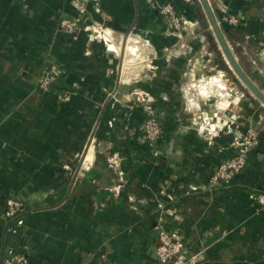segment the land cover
<instances>
[{
  "label": "crops",
  "instance_id": "obj_1",
  "mask_svg": "<svg viewBox=\"0 0 264 264\" xmlns=\"http://www.w3.org/2000/svg\"><path fill=\"white\" fill-rule=\"evenodd\" d=\"M80 1L109 49L94 35L59 29L76 14L69 0H0V215L5 197L45 206L18 228L0 218V254L21 249L28 264H157L159 222L187 254L200 252V264H264L256 201L264 194V108L247 97L216 104L213 36L201 45L214 41L209 53L171 49V36L162 50L165 26L144 0ZM208 2L215 18L226 10L237 19L223 29L230 36L222 33L264 94V0ZM194 58L209 67L190 65ZM49 63L62 72L44 92L37 80ZM136 92L154 101L157 157L126 130L144 119L132 108ZM247 128L260 141L244 171L206 191Z\"/></svg>",
  "mask_w": 264,
  "mask_h": 264
},
{
  "label": "built area",
  "instance_id": "obj_2",
  "mask_svg": "<svg viewBox=\"0 0 264 264\" xmlns=\"http://www.w3.org/2000/svg\"><path fill=\"white\" fill-rule=\"evenodd\" d=\"M71 8L76 12V16L72 19H64L60 21L59 29L69 35H74L79 32L92 31L91 34H96L97 37L107 46L109 49L110 42L105 38L104 34L94 28V24L89 22L87 18H84L85 6L82 5L80 0H69ZM170 2H166L163 8V12L166 15H171ZM217 23L225 25L229 28H235L238 25L237 19L228 14L226 10L220 13ZM178 27V23L174 24ZM80 27V28H79ZM61 70L58 66L52 64L45 67L42 74L37 80V87L46 92L49 90V86L52 82L59 77ZM135 100L133 107L139 109L144 119L141 123V128L136 133V136L140 138V142L146 146L156 157V144L157 140L161 135V125L159 120L156 118L152 99L142 98L143 93H134ZM234 154L224 162L220 163L216 169L211 173L205 186L206 191H213L218 188H226L229 186L231 180L241 174L247 164V156L250 151L257 148L259 145V138L256 133L246 132L240 136L238 140ZM258 208L261 210L264 208V194H259L256 197ZM12 202L8 201L0 215L2 220H11L13 216ZM157 236V247L156 256L158 258V264H173L174 258H177V254L180 252L181 245L175 243L173 236L168 232L162 230L159 226L156 227ZM14 231V230H13ZM0 264H28L27 257L24 252L15 250L13 248H6L3 253L0 254ZM176 264H182L178 261Z\"/></svg>",
  "mask_w": 264,
  "mask_h": 264
},
{
  "label": "rangeland",
  "instance_id": "obj_3",
  "mask_svg": "<svg viewBox=\"0 0 264 264\" xmlns=\"http://www.w3.org/2000/svg\"><path fill=\"white\" fill-rule=\"evenodd\" d=\"M168 1H170V0H168ZM144 2H145L144 8L148 9L149 11H150V9L155 10L159 14L160 18L163 21L162 23L165 26L166 30L164 31V34L163 33L161 34V35H165V38L163 39L161 45H159L160 48H162V50H163V47L167 44L166 38L169 36H171V38H172L171 40L174 41V43H168V44L172 45L171 49H174V50L179 51V52L190 51L193 49V50L199 51L200 53L203 54V51H205L206 53H209V51L217 50V45L215 47L214 41H212L213 43L211 42V44L208 43V45L203 47V48L201 46L203 43H206L205 41H206L207 37L211 38V40H214V39H212L213 35H212L211 30L209 29L207 21L202 26L199 24V20H200L199 18H201L204 15H199V13H198V11H199V12H202V14H203V11H202L200 4L197 0H171L170 4H169L171 6V9H172L171 15H166L163 12V8H164L165 3L161 2L160 0H144ZM180 4H182L184 7L183 11L181 8L177 7V6H180ZM195 10H197V14H195ZM140 17H141V14H140ZM203 19H204V17H203ZM176 22L179 25L178 27H176L174 25V24H176ZM104 31H106V30H104ZM63 32L65 33L68 31L63 30ZM91 32L92 31L90 30V31H87L86 33L91 34ZM103 34L105 35V37H108L107 33L105 34L103 32ZM92 35L97 37L96 34H91V36ZM156 35L160 36L159 32ZM175 40H177V41H175ZM173 41H171V42H173ZM196 44H199L197 46H200V47L198 48L196 46ZM193 45H195V47H192ZM145 48L150 49L148 45H146V47H144V49ZM125 56H126V58L124 60H125V62H128V59H130L128 56V53H126ZM207 58H209V57H207ZM198 59H199V61H195V58H194L190 62V65H192V63H195V64H199L200 67L204 66L203 67L204 69L209 67L208 61L200 62V58H198ZM217 61H219V64ZM129 62H133V60L130 59ZM136 62H138V61H136ZM129 64H133V63H129ZM142 66H143V64H140V67H142ZM211 66H212V68H215V70H216V79H217L216 80V104L220 101H223V102L224 101H234L235 98H239V99L242 98V100H244L247 97L253 101L254 107L260 108V103L248 93V91L241 85V83L238 81V79L235 78L232 71H230L227 68V66L224 64V61L221 57L220 51L219 52L217 51V53H216V64L211 65ZM219 66H224L226 68H225V70H222V69H220ZM136 67H139V66L136 65ZM231 81L235 82L237 84V87L236 86L231 87V84H230ZM219 83H221L222 86H219L218 85ZM211 84H213V83H211ZM210 92L211 91L209 90L208 93H210ZM139 93H142V92H139ZM203 94H205V91H203ZM141 97L142 98H145V97L148 98L150 96L147 93H143V96H141ZM132 108L136 109L134 107H132ZM222 120L223 119L221 118V121ZM140 128H141V125L138 128L126 126L127 133L132 134L134 136H136L135 132H138ZM250 130L252 132L256 133V135L258 136L259 141H260L259 133H257L253 128H247L245 130V132L240 134L234 140L233 146L235 148L238 145L237 142H238L240 136H242L246 132H249ZM133 131H135V132H133ZM161 132H162V130H161ZM159 139L157 140V144L155 147V150L157 153L156 157L159 156V153L157 150V145H158ZM8 201L12 202V208H13V212H14L12 219L9 220L8 223H13V225H14L13 228H16V227L18 228V227L22 226L23 221L28 216L33 215L34 213H37L39 211H42V209H44V207H45V206L42 207L41 205L30 206V205L26 204L25 202H22V201L16 199L15 197H12V196L4 198L5 205ZM158 226L162 230L166 231L165 228L159 222H158ZM166 232H168V231H166ZM170 235H172V234H170ZM157 236H158V233H157ZM173 239L175 240V243H177L178 245H181V249H180V252L177 254V258H174L172 261L173 264L178 263V261H181L182 264H200V262L202 261V257L200 255V252L194 253V254H187L183 248L184 247L183 242L175 236H173ZM156 247H157V244H156ZM155 257H156V261L158 264V258L156 256V249H155Z\"/></svg>",
  "mask_w": 264,
  "mask_h": 264
},
{
  "label": "water",
  "instance_id": "obj_4",
  "mask_svg": "<svg viewBox=\"0 0 264 264\" xmlns=\"http://www.w3.org/2000/svg\"><path fill=\"white\" fill-rule=\"evenodd\" d=\"M204 13L209 29L212 32L213 37L218 45L221 52L222 59L227 68L232 71L236 79L241 85L248 91V93L256 99L260 105L264 108V94L253 84V82L243 73L240 66L238 65L234 55L232 54L222 30L217 23L214 13L210 7L208 0H197ZM224 68V66H222ZM226 68V67H225Z\"/></svg>",
  "mask_w": 264,
  "mask_h": 264
},
{
  "label": "trees",
  "instance_id": "obj_5",
  "mask_svg": "<svg viewBox=\"0 0 264 264\" xmlns=\"http://www.w3.org/2000/svg\"><path fill=\"white\" fill-rule=\"evenodd\" d=\"M161 2H164V3H166V2H168V0H160ZM171 1V0H170ZM169 1V2H170ZM196 13V12H195ZM214 14H215V16H216V13L214 12ZM75 16H76V14H75ZM74 16V17H75ZM73 17V18H74ZM217 18V20L219 19V16L218 17H216ZM70 19H72V18H70ZM204 24V23H203ZM220 26V28L222 29V31H223V33L226 35V36H230V32L228 31V30H223V29H225L224 27H225V25H222V24H220L219 25ZM227 27V26H226ZM227 28H229V27H227ZM81 33V32H80ZM79 33V34H80ZM84 33V32H83ZM85 36V35H84ZM86 37H87V35H86ZM53 63H49L48 65H52ZM54 65H56V64H54ZM57 66V65H56ZM58 68H59V66H58ZM60 70H61V68H59ZM61 72H62V70H61ZM59 78V77H58ZM57 78V79H58ZM52 87V85H50L49 86V90H50V88ZM149 98H151L152 99V101H153V98L150 96ZM152 105H153V109H154V112H155V115H156V118L158 119V115H157V113H156V110H155V107H154V101H153V103H152ZM1 206H2V209H4L5 208V203H4V201H2V203H1ZM9 224V223H8Z\"/></svg>",
  "mask_w": 264,
  "mask_h": 264
}]
</instances>
